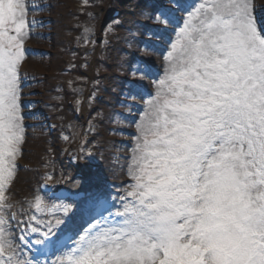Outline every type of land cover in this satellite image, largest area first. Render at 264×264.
Segmentation results:
<instances>
[{
  "label": "snow or ice",
  "instance_id": "snow-or-ice-1",
  "mask_svg": "<svg viewBox=\"0 0 264 264\" xmlns=\"http://www.w3.org/2000/svg\"><path fill=\"white\" fill-rule=\"evenodd\" d=\"M158 15L167 19V11ZM26 26L24 0H0V200L24 139L18 68ZM258 27L254 0H205L189 13L137 126L132 190L116 212L104 208L111 219L80 236L68 264H264V29ZM65 235L45 234L46 246L67 247ZM0 264L31 261L13 250Z\"/></svg>",
  "mask_w": 264,
  "mask_h": 264
},
{
  "label": "rangeland",
  "instance_id": "rangeland-1",
  "mask_svg": "<svg viewBox=\"0 0 264 264\" xmlns=\"http://www.w3.org/2000/svg\"><path fill=\"white\" fill-rule=\"evenodd\" d=\"M88 1L42 0V7L39 6L33 13L39 17L33 36H28L26 28L23 36V42L30 40L32 42L30 47L39 56H25L20 64L24 65L25 62L28 64L25 68L31 84L24 90L26 95L24 101H32L28 105L31 117L27 121L39 124L35 129L28 130V139H25L23 129V137L27 144H25L26 152L21 156L22 163L32 162L38 167L44 165L42 169L47 173V179H60L64 184H69L68 179L71 176L74 177L78 169L66 165L68 163L65 162L66 157H64L59 165L62 168L66 167V174L69 175L62 174L57 168V157L62 158L60 155L74 157L75 161L82 164L83 169L88 172L91 171L92 165L103 164L104 167H101L103 170L95 178H91L86 186L100 181L114 183L133 180L130 175L133 162L132 159L128 160L127 156L136 154V150L130 149L124 142L133 141L138 137L134 135L133 130H138L137 126L146 117V111L139 112L138 106L142 105L145 110H148L149 103L155 95L152 98L146 97L131 82L138 81L148 93L157 92V81L164 77L168 66L165 57L171 51V44L178 38L180 29L189 20L190 13L186 11L190 0H154L152 2L96 0L93 3ZM204 2L205 0H200L198 5ZM254 8L255 13L259 14L258 17L264 18V12H261L264 10V0H254ZM78 11L80 16L75 17ZM113 11L119 12L118 21H111ZM161 11H167L166 20L159 17L158 13ZM172 16L182 17L184 25L175 27ZM65 24H73L77 28L69 25L68 27L74 30L70 31L64 26ZM98 37L102 39L101 42L97 41ZM171 37L174 41H169ZM68 39H73L84 47L90 46L92 51L76 53L66 49L63 41ZM114 42L116 46H112ZM134 54L137 55V59H144L151 70L138 64ZM149 57L158 60L156 72H154V61ZM79 64L83 66L80 74L78 68L71 73L62 69L63 66L77 67ZM89 71L92 77L89 76ZM108 82L111 88L107 85ZM67 83L73 88V94L68 99L79 104L81 114L87 118L81 122L71 119L74 117L71 111L65 108L66 99L61 89L56 88ZM97 93H100L103 101H97L98 104L95 105ZM20 98L21 91H19V105ZM46 101L60 103L62 107L48 110ZM91 106L96 107L92 114L88 110ZM50 111H55L62 116V119H59L61 122L58 121L59 132L57 127H50V124H55L52 123L53 120L41 126L45 123V117L51 116L48 115ZM65 113L67 116L64 115ZM62 125L67 127L65 132L61 130ZM96 131H99L100 136L95 141H89L92 136L95 137ZM33 144L38 147H34ZM102 147L104 149H100ZM20 155L19 151L17 157ZM17 175L18 179L24 182L28 179L24 172H19ZM24 182L20 186L16 181L14 187L15 194H20V197L22 194L27 195L30 201L33 199L30 205L24 202V209L33 207L38 199L41 204L38 205L40 213L37 217L41 214L39 223L42 225L64 223L63 214L74 206L68 205L61 208L60 204L48 203L37 197L34 184L26 185ZM37 182L38 180L35 183ZM70 184L74 187L85 185L84 182H70Z\"/></svg>",
  "mask_w": 264,
  "mask_h": 264
},
{
  "label": "bare ground",
  "instance_id": "bare-ground-1",
  "mask_svg": "<svg viewBox=\"0 0 264 264\" xmlns=\"http://www.w3.org/2000/svg\"><path fill=\"white\" fill-rule=\"evenodd\" d=\"M30 43H32V42H30ZM34 43H35V42H34ZM34 43H33V44H34ZM149 59H151V60L154 61V62H153V65H154V67H155V71H156V70H157V66H158V65H157V64H158V60H157L156 58H153V57H149ZM26 65H28V64H26V62H25V64L23 65V68L26 67ZM23 70H24V69H23ZM24 71H25V70H24ZM138 95H139V94H138ZM146 112H147V111H146ZM31 145H32V142H31ZM33 146L36 147V148L38 147V145H35V144H33ZM121 180H123V179H121Z\"/></svg>",
  "mask_w": 264,
  "mask_h": 264
}]
</instances>
